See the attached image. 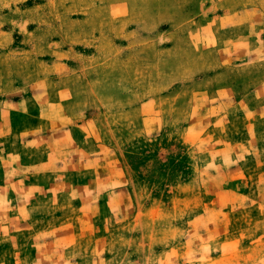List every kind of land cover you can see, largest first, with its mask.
Wrapping results in <instances>:
<instances>
[{
    "label": "rangeland",
    "instance_id": "obj_1",
    "mask_svg": "<svg viewBox=\"0 0 264 264\" xmlns=\"http://www.w3.org/2000/svg\"><path fill=\"white\" fill-rule=\"evenodd\" d=\"M0 264H264V0H0Z\"/></svg>",
    "mask_w": 264,
    "mask_h": 264
}]
</instances>
